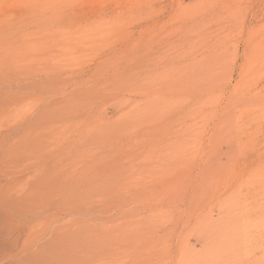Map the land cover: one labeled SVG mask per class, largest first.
Segmentation results:
<instances>
[{"label":"rangeland","instance_id":"rangeland-1","mask_svg":"<svg viewBox=\"0 0 264 264\" xmlns=\"http://www.w3.org/2000/svg\"><path fill=\"white\" fill-rule=\"evenodd\" d=\"M2 157L0 264H264V0H0Z\"/></svg>","mask_w":264,"mask_h":264},{"label":"bare ground","instance_id":"bare-ground-1","mask_svg":"<svg viewBox=\"0 0 264 264\" xmlns=\"http://www.w3.org/2000/svg\"><path fill=\"white\" fill-rule=\"evenodd\" d=\"M6 161V158H4V157H2V158H0V168L2 169V167H1V165H3V163ZM0 171H2V170H0ZM1 173V172H0ZM0 195L2 196L1 198H7V195H5V194H1V192H0ZM11 209H12V211H13V209H14V206L13 207H11ZM15 210V209H14ZM11 212V211H10Z\"/></svg>","mask_w":264,"mask_h":264}]
</instances>
